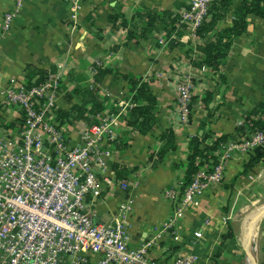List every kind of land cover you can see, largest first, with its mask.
I'll use <instances>...</instances> for the list:
<instances>
[{"label": "crops", "instance_id": "obj_1", "mask_svg": "<svg viewBox=\"0 0 264 264\" xmlns=\"http://www.w3.org/2000/svg\"><path fill=\"white\" fill-rule=\"evenodd\" d=\"M189 1L0 0V87L12 81L34 83L39 72L46 71L60 79V110L82 104V91L97 90L105 110L94 120L112 114L109 122L115 138L109 176L116 181L100 197L89 199V209L96 221L109 222L120 213L123 204L130 202L128 223L133 247L156 235L173 216L175 206L165 191L183 183L193 137L207 134L205 144L208 145L226 133H231L233 139L241 138L238 129L243 125L242 119L252 110V105L264 102V19L261 17H247V31L234 39L226 63L219 71L192 65V58L204 59L195 51L187 53L191 47L189 42L195 41L192 29L184 30L181 40L185 47L171 48L166 30L152 32L148 38L129 40L128 33L134 29L132 18L141 24L138 12L148 8L159 13L165 10L182 13ZM14 9L17 16L5 31L3 17ZM116 15L119 20L114 23L110 16ZM231 17L228 14L219 27L230 25ZM124 18L128 20L127 26L122 25ZM134 27L137 32L140 30L139 26ZM97 68H108L112 73L97 81ZM185 72L192 73L199 82L187 124L180 122L176 110L177 77ZM222 72L225 79L221 77ZM132 78L150 79L158 98L153 109L156 122L145 132L134 130L127 123L134 106ZM87 107L91 108V104ZM6 114L8 118L0 116V123L6 120L11 126H5L13 129L15 122L11 120L15 113ZM86 123H73L74 132L78 134ZM166 129L174 131L176 147L162 154L166 141L160 137ZM257 155H262L259 161L247 166ZM114 164L123 169L122 177L118 176ZM124 179L130 183L127 189L120 186ZM261 180H264V148L232 157L222 182L212 184L205 191L199 198V207L187 213L181 229L173 227L163 234L149 251L150 259L159 264H172L181 255L197 252L201 254L199 264H241L244 259L241 261L240 256L244 254L249 264L253 234L249 238L245 232L232 238L223 235L232 232L239 213L255 197V187L260 188L257 183L254 189L247 187ZM207 217L212 219V226L201 243L198 241L195 245L194 231ZM176 232L180 234L178 241L172 236ZM98 258L93 255L91 259Z\"/></svg>", "mask_w": 264, "mask_h": 264}, {"label": "built area", "instance_id": "obj_2", "mask_svg": "<svg viewBox=\"0 0 264 264\" xmlns=\"http://www.w3.org/2000/svg\"><path fill=\"white\" fill-rule=\"evenodd\" d=\"M213 1L190 0L191 8L183 9V21L194 36ZM16 16V9L5 13L3 30L11 28ZM197 81L189 72L177 77L176 110L184 124L189 122ZM0 95L2 109L8 110L0 109V116L7 119V112L15 113L13 129L7 128L11 125L6 120L0 123V264H159L150 259L149 251L171 228L181 229L205 191L222 182L227 153L264 148V129L248 131L249 138L246 133L242 140L235 137L221 143L215 157L183 191L182 183L166 189L165 196L175 206L173 216L156 235L133 247L130 202L109 222L96 221L89 209V199L100 197L116 181L109 176L115 138L109 122L112 114L84 124L76 134L74 124L58 118L61 84L54 73L31 86L12 81L0 87ZM129 184L128 179L120 182L124 189ZM211 226V218L202 221L194 231L195 245ZM172 236L180 238L177 232ZM93 255L99 258L92 260ZM200 260L201 254L189 252L172 264H199Z\"/></svg>", "mask_w": 264, "mask_h": 264}, {"label": "trees", "instance_id": "obj_3", "mask_svg": "<svg viewBox=\"0 0 264 264\" xmlns=\"http://www.w3.org/2000/svg\"><path fill=\"white\" fill-rule=\"evenodd\" d=\"M191 5L185 4L184 9H190ZM228 14H231V23L225 27H219V23L223 21ZM137 17L140 25L135 23V17L132 18L133 28L128 33L129 40L148 38V35L155 31L166 30L168 44L171 48L185 47L186 44L181 40L184 35V30L188 25L183 20L182 13H174L165 10L162 13L158 11L145 8L144 11L138 12ZM249 15H255L264 19V0H214L209 7L207 16H205L200 25L195 29V41L189 42L190 50L195 51L204 56L202 61L192 58L191 63L194 67L211 68L214 71L221 70L231 50V46L235 38H239L247 31ZM112 22H117L119 16H110ZM128 20L122 19V25L127 26ZM140 30L137 32L136 27ZM213 33V34H212ZM212 34V35H211ZM136 43H138L136 41ZM112 73L108 68H97L95 78L97 81L103 80L108 74ZM221 74V73H220ZM49 73L46 71L39 72V78L35 84H41L48 77ZM221 77L225 79V73L222 72ZM131 91L133 92L132 101L134 106L128 115L127 123L134 130L139 132L147 131L152 124L156 122V115L153 111L158 104V98L154 94L151 87V80L144 78L130 79ZM31 86V82H26ZM83 103L75 105L70 110H60L58 118L62 122L73 124L77 121H85L89 124H95L94 117L105 110L103 101L100 100L97 90H84ZM88 104L91 108L88 109ZM92 115V116H91ZM245 123L239 127L241 136L245 135L246 129L250 132L264 129V102L258 103L251 111L244 116ZM231 133L222 134L217 137L211 145L205 144L208 138L207 134L194 136L192 139V154L189 159L186 177L182 183L181 190L183 191L193 181V176L199 171L200 166L207 164L211 158H214V152L218 149L221 143L228 142L232 138ZM166 143L162 148L161 153L164 154L176 147V135L173 130L166 129L160 137ZM233 139V138H232ZM204 143V148L201 144ZM262 155H257L250 159L247 166L253 165L259 161ZM118 176L124 175L123 169H120L116 164L113 165ZM224 238H232L233 234H225Z\"/></svg>", "mask_w": 264, "mask_h": 264}, {"label": "rangeland", "instance_id": "obj_4", "mask_svg": "<svg viewBox=\"0 0 264 264\" xmlns=\"http://www.w3.org/2000/svg\"><path fill=\"white\" fill-rule=\"evenodd\" d=\"M257 105L258 104H254V106L252 105L251 109H253L254 107H257ZM250 136L251 135H249L248 133L246 138H249ZM239 139L242 140L243 138H239ZM238 154L239 155L243 154L246 156L250 154V149L249 151L248 150H237V149L233 151L230 150L227 153L228 155L227 162H230L232 157ZM209 169H212V167L210 166ZM259 179H262V178H259ZM255 183L259 184L260 186L259 189H257L258 185L255 187ZM254 187L256 188L255 197L251 198L250 201H247L246 207L243 209L242 212L239 213L238 218L236 219L237 220L236 224L233 226L232 232L230 231V234H233V235L237 234L238 236H242V234L245 232L244 229L246 226L247 219L250 218L256 212L258 213L259 211L258 209L262 205H264V180H261V182L255 181L253 186H250V187L248 186L247 188L254 189ZM249 249L252 250V252L250 253V259H249L250 263L249 264H264V215L261 217V219H259L258 226L256 230L253 232V239H252L251 246ZM240 258L242 259L241 261H243L244 259V261L241 262V264H248V258L246 257V255L242 254Z\"/></svg>", "mask_w": 264, "mask_h": 264}, {"label": "bare ground", "instance_id": "obj_5", "mask_svg": "<svg viewBox=\"0 0 264 264\" xmlns=\"http://www.w3.org/2000/svg\"><path fill=\"white\" fill-rule=\"evenodd\" d=\"M258 213L253 214L247 221L245 226V237H250L258 226L259 219L264 215V205L258 209ZM253 238V237H252ZM244 242V241H243ZM249 242V241H248Z\"/></svg>", "mask_w": 264, "mask_h": 264}]
</instances>
